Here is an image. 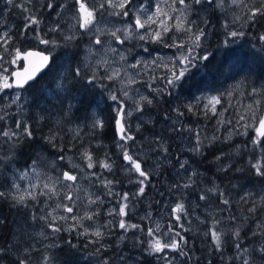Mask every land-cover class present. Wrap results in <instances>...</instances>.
Here are the masks:
<instances>
[{"label": "snow or ice", "instance_id": "1", "mask_svg": "<svg viewBox=\"0 0 264 264\" xmlns=\"http://www.w3.org/2000/svg\"><path fill=\"white\" fill-rule=\"evenodd\" d=\"M8 4H13V0H7ZM38 2V0H37ZM71 2V15H68L67 20L62 14H67ZM234 5L241 8L242 16H234L231 23L224 21L222 27L225 29L226 37H243L245 36V26H255L258 18H264V0H160L149 6L147 0H141L139 4H135L134 0H62L57 4L56 0H47L46 4L40 7L54 11L58 18L51 27L41 29L40 25L43 19L39 11L33 5V0H27L25 3L16 5L25 13V23L20 29L19 35L22 38H27L31 33V39L38 41L40 45L45 46V51H34L29 49L21 50L17 46L16 37L12 34L11 29L0 31V94L6 90L15 89V94L7 100L5 105L0 106V120H6L11 114L6 110L15 106L19 112L23 108L21 90L27 91L38 83L37 75L44 68H49L54 62L53 52L57 47H68L72 42L76 41L82 34L89 36V45L82 66H77L72 70L70 76L58 78L56 83L61 91L68 90L70 86H75L72 82L79 83L81 80H86L89 86L106 87L100 81L113 82L115 87L109 91V99L114 101L117 107L114 109L115 124L119 143L117 147L121 150L120 155L126 162L125 171L131 176L136 174V179H129V183H135L137 190L131 194V199L143 196L147 187L146 182L150 181V171L145 168V155L143 146L140 151L133 154L128 146V141H135L136 136L133 135L130 118L133 113H138L135 132L140 133L145 125H155L157 121L153 118L144 119L147 114L146 109L152 108L155 103H159L163 95H172V90L179 86V82L186 77V74L191 68L195 67L197 62L208 61L211 52L201 55L198 50L206 51L204 44L207 41L212 25L210 15H214L217 9H226L228 5ZM59 9V11H56ZM209 13L210 15H205ZM124 17L121 26H116L112 21H104V16ZM195 15V19H193ZM243 22L236 28L237 21ZM108 24H112L108 27ZM103 25V26H102ZM49 33H56L62 39L46 38ZM102 37H111V40L102 39ZM260 41H264V34L259 36ZM139 40L150 41L163 44L165 47L175 48L179 55L169 57L168 61L163 62L162 57H157L151 61L144 58L135 59L134 63H128V55L130 50L124 48L118 50L112 46V41L118 42L120 46H124L126 41ZM167 41H171L168 43ZM225 44L228 40L225 39ZM96 46H100L97 49ZM147 51V49H145ZM47 52V54H45ZM69 57L75 55L68 53ZM33 58H38V62H33ZM27 61V65L23 66L22 70H9L5 67L8 65H17L19 61ZM168 68L169 74L164 77H159L164 82V87H155L149 83L148 88L155 96L139 94L135 98L138 90L132 88V85L139 83L137 79L142 71L148 68ZM133 70L135 75L129 71ZM101 71L103 75H101ZM150 80L158 79L155 76H150ZM119 93V94H117ZM132 93V95H130ZM251 95L253 97L259 95L264 97V87L260 89L252 88ZM228 97L232 96L231 92L227 93ZM224 93L211 96H201L196 98V102L184 105V108L189 113H196L203 109V115L208 116L211 113L219 117L217 119L216 132L209 137L207 134H202V130L192 128L184 124L183 117L185 111L179 107H173L172 112L175 113L176 119L172 120L167 112L164 113L163 119L170 122L171 127L167 132L183 137L184 133H188L191 146L185 149L186 152L193 153L198 156H204L206 150L212 149L218 142L231 141L233 136H248L249 130L254 135L250 138L252 148L258 152V155L253 162L249 158V164L257 177L264 179V108L258 107L261 105V100H254L248 105L234 106L229 103L228 107H239L240 114L235 122L232 119L224 118V113L228 111V107H223ZM131 101V103H126ZM217 105H221L222 110H217ZM74 105L67 103L64 105L63 117L69 116ZM62 117V118H63ZM44 119L43 116L40 117ZM59 123V121H57ZM14 127L0 128V146L8 145L9 153L4 155L0 153V170L3 169L5 163L12 161L16 150L19 149L25 139H34V129L27 121L15 120ZM229 126L228 134L221 137L218 135L220 128ZM104 121L100 118H94L91 124V129H103ZM73 139H79L80 128L76 126ZM146 131H152L151 128ZM170 137H165L159 133L151 137H144L149 141V149L155 153L157 160L155 163L156 169H162L164 165H171L169 158V147L167 140ZM51 145H57V135L50 133L45 138ZM249 149V144L236 145L237 153ZM83 161H86L84 167L93 169L99 166L109 173L113 172L114 161L106 153L103 160L94 158L93 152L89 147H85L80 153ZM229 153L220 151L218 155H214V161L219 163L229 157ZM60 160L68 159L71 165L70 157L60 156ZM44 157L37 154V158L31 161L28 169L24 170L20 176L22 179L33 177V181L27 186L21 187L20 183L14 179L7 190H0V199L10 200L15 206H21L30 209L31 224L21 225L20 235L23 240L17 239L13 244L5 243L0 246V264H5V257L15 255L14 264H33L31 253L34 251L32 243L33 238L38 236L42 241L48 240L49 236H54L56 233L63 231L72 232L75 230L76 236L92 237L89 241L96 247V253L106 251L111 245L102 243L110 228L118 227L123 230V234L119 237V242H123L130 230H141L139 224H130L125 217L129 212H134V206L130 208V194L127 192L117 194L120 197V202L117 208L109 210V216L120 217L117 224H113L109 220L106 224L100 225L96 223L98 212L89 210L91 205H96L98 202L103 203V199L99 195H95L82 189L78 183V175L73 174V171L81 172L79 165H73L71 170L60 172L56 176H49L46 173L41 175L38 169L43 162ZM178 164L177 175L180 176L181 171L187 173L186 179L181 176L183 182L173 183L168 186L169 191L175 190L180 192L181 189H190L197 186V180L202 176L198 170L192 168L188 159H181L179 155L176 157ZM231 163H224L220 166L219 171L227 172L232 169ZM241 171V169H237ZM92 176H96L100 183L109 189L108 194L112 195L111 188L114 181L106 180L93 172ZM2 187V186H0ZM83 191L87 197V208L83 207V203L77 205L80 200L79 192ZM63 193V194H62ZM164 195L163 192L159 193ZM213 194H219L222 197L221 203L223 209L217 211H228L231 208L230 199L225 196L223 189L215 182L211 187H205L199 193L198 198L201 201L208 202ZM41 197L45 199L41 201ZM53 197L58 198L53 200ZM52 204H49V201ZM185 195L180 192V195L174 205L170 206L168 213L170 219L167 227L157 220L152 219L151 212L146 213L142 219L151 220L153 226L147 228V236L149 239L145 242L139 237L135 238L136 244H146L144 251L149 255H155L158 260L163 261V264H176V256L169 255V251L178 254L181 257L190 256L191 247L189 241L183 235L186 229L181 221L189 216L188 207L185 204ZM240 201L249 205L246 214L238 218L235 214L228 216H218L209 213L206 220H201V223L207 225V230L203 233L204 236L210 237L211 247L222 253L226 244L230 241L235 248V254L228 257V260L235 264H264V241H261L259 246L253 245L251 248L241 245L240 239L242 235L243 222L252 219L257 224V231L252 232V236L264 237V223L257 222V212H264V193L253 195L245 193L240 197ZM43 204L44 207L39 209L35 205ZM54 205V206H53ZM47 209V210H46ZM83 209V211H81ZM61 211L64 213L61 215ZM179 226V230L174 226ZM199 220V217L197 218ZM43 222L42 229L37 233H32L28 229L32 224ZM72 221L71 224L68 222ZM85 222H91L86 224ZM4 223L0 219V225ZM230 224L231 227H226ZM43 229H50L47 233ZM70 249L76 245L72 240L65 241ZM58 242L53 241L50 244H42L44 249L39 264H54V254L51 249L59 248ZM188 249V250H185ZM63 251V249H61ZM223 258V257H222ZM123 259V257H121ZM104 264H108L107 258H104ZM211 264V262H209Z\"/></svg>", "mask_w": 264, "mask_h": 264}, {"label": "rangeland", "instance_id": "2", "mask_svg": "<svg viewBox=\"0 0 264 264\" xmlns=\"http://www.w3.org/2000/svg\"><path fill=\"white\" fill-rule=\"evenodd\" d=\"M25 3L27 5V0H13V4L9 5L7 0H0V31L3 30H9L11 29L12 34L16 37V43L17 46L21 47V50L27 48H38L45 50L44 45H40L38 41L31 39V33L28 34L27 38H22L19 35L20 29L23 28V25L25 23L24 16L25 13L22 9L18 8L16 5L20 3ZM62 0H56V3H61ZM141 0H134L135 4H139ZM154 2H160V0H147V3L149 6L153 5ZM227 2V0H226ZM47 0H33V5L36 7V9L39 11V14L41 15L43 19V23L40 25L41 29H46V27H51L56 20L58 19L55 15L54 11L48 10L46 8L40 7L43 4H46ZM71 2L69 5V10L67 14H62L65 16V20H67L68 15H71ZM56 11H59V9H56ZM219 13L221 17L220 27H222L224 21H231L233 20L234 16H242L243 13L241 11V8L236 7L234 5H228L226 9H217L215 13ZM205 15H210L209 13H205ZM195 19V15L192 17ZM211 18V17H210ZM212 19V29L210 32V35L207 39V41L204 44V49L206 51L198 50L199 54L204 55L209 52L207 50V42H210L215 28L217 27L214 18ZM127 18L124 17H114V16H108L107 14L104 16V21H112L116 26H121L123 21H126ZM243 21H237L236 28H232L231 30H238L239 25ZM103 26V25H102ZM112 24H108V27H111ZM247 26H245L246 28ZM223 28V27H222ZM245 30V29H244ZM81 31V35L79 38H84L79 44H77V40L72 42L68 47H57L53 52L54 62L51 64V68L53 71L58 72V76L54 79L53 87L44 86L41 88V91L44 93V98L41 99V102L39 103L38 108L32 109V112L35 113V116L40 119L41 116L44 117L45 120H47V133L50 134H56L57 139V145L53 146L49 144L47 141L41 143V145H38L35 150V155L33 156V159L37 158V154H40L44 157L43 162L41 163L40 168L38 171H40L41 175L47 174L49 176H56L60 172L64 170H71L73 165H79L82 169L81 172L73 171V174L78 175V183L82 189H87L88 192L93 193L95 195H99L103 199V203H97L96 205H91L89 210H96L98 212V216L96 217V223L100 225L106 224L109 220L112 221L113 224H117L120 217L116 216H109L108 212L112 208H117L120 202V197L117 194L127 192L130 194V208L134 206L135 211L129 212L128 216L125 217L128 223L132 224H139L142 227L141 230H130L127 233V236L123 242H119V237L123 234V230L119 229L118 227L110 228L108 230V234H106L104 240L102 243L105 245H111L110 248H107L106 251L102 250L101 253H96V247L98 245H94L90 243L89 241L92 239V237H85V236H76L75 230L72 232L63 231L64 234H66V237L68 239H72L73 237H77L80 239L82 247L81 251L85 256L92 257L95 264H104V258H107L108 264H158L156 261L162 262L161 260H158L155 255H149L147 252H145L143 249L146 246V244H136L135 238L139 237L141 240H144L145 242L149 239L147 236V228L150 226H153L151 220H145L142 219L146 215V213L151 212L152 219L157 220L165 225V228L167 227L169 223V211L170 206L174 205V203L177 201L180 192H183L185 195V204L188 207L189 210V216L181 221V223H184L186 229H190L189 231H196L200 233L204 238H206L203 233L207 230V225L204 223H201V220H206L208 218L209 213L213 215L218 216H228L230 214H235L238 218H240L242 215L246 214L247 207L249 205L242 204V201H240V197L244 195L245 193H252L253 195L264 193V185L259 184L258 182H255L253 180H239L236 179L234 181H227V182H218L215 180V177L212 175H209L206 171V169L203 166V162H206L202 158V156L195 155L193 153L186 152L185 149L187 147L191 146V142L189 139H186L184 137H188V133H184L183 137L177 136L175 134L167 132V129L171 127L170 122L165 121L163 119L164 113L167 112L172 120L176 119L175 113L172 112L173 107H179L182 111H185V116L183 117V122L185 125L197 128L202 130V134H207L209 137H211L216 132L217 127V119L219 117L212 115L211 113L208 114V116L203 115V109L201 108L199 112L189 113L184 108V105L189 103H195L197 97L201 96H211V95H218L219 93H212L211 91L206 90H193V87H191V90H189L191 84H190V74L195 71V68H199L201 64L196 63L195 67L191 68L190 71L186 74V77L183 78L179 82V86L172 90V95H163L162 99L159 103H155L152 108L146 109V115L144 116V119H149L150 117L153 118L157 123L155 125H145L144 128L141 129L140 133L135 132L136 124L139 123L137 120V116L140 115L138 113H133V116L130 118L131 127L133 129V135L136 136V140L128 141V146L133 154H136L140 151V147L143 146L144 152L142 154L145 155V168L146 170L150 171L151 179L150 181L146 182L147 187L145 190V194L140 197H136L135 199H131V194L134 193L137 190V185L135 183H129V179L135 180L136 174H132L131 176L125 171V168L127 167L126 162L123 160L122 156L120 155V149L118 148L117 152L115 154L110 155L111 159L114 161V168L112 175H102L99 170H103L97 166L93 169H87L84 167L86 164V161H83L81 158L80 153L84 150L85 147L89 146L90 142V133H88L89 129H91V124L94 118H100L103 119L102 111H100L99 108L103 107L105 103L109 102L111 105L112 111L115 113L114 109L117 107L116 103L109 99V91L110 89L114 88L115 85L113 82L108 81H100V83L105 84L106 87H99V86H90L92 88H95L98 92L97 100H100V103L97 102L94 106H92L91 110L89 111L90 115L87 116V119L83 121H77L69 116L63 117V109L64 105L67 103H72L70 97H61L60 94H62L64 91H61L57 87V79L62 78L63 75L68 72L71 69V60L72 58L76 59L77 66H82L84 62V58L86 55L87 47L89 45V36L88 34H84L83 30ZM56 38L57 40H61L62 38L56 34V33H49L48 37L46 38ZM102 39L111 40V37H102ZM225 39L228 40V43L226 45L235 44L236 40L232 37H226V35L223 37V42ZM168 43H171V41H167ZM112 46L117 47L118 50H123L124 48H127L130 50V54L128 55V63H134L135 59L138 58H144L145 60L151 61L154 58L162 57L163 62H167L169 57H173L175 55H179V52L175 48H169L165 47L163 44L154 43L150 41H139V40H131L126 41L124 46H120L118 42L112 41ZM97 49H99L100 46H96ZM147 49V51H145ZM68 53H74L75 55L69 57L67 55ZM23 60L19 61L17 65H8L5 64V67H8L9 70H15L17 68L22 67ZM76 66V67H77ZM130 72H132L133 75L135 73L133 70L129 69ZM169 74L168 68L158 67V68H148L146 71H142L141 75L137 77V79L140 81L139 83L132 85V88L135 90H138V93L136 94L135 98H138L139 94L143 95H150L155 96V93H152L151 90L148 88V84L150 83L153 88L155 87H164V82L159 79V77H164L165 75ZM101 75H103V72L101 71ZM150 76H155L158 79L156 80H150ZM40 87V85H39ZM264 87V83L259 84H250L243 82L240 79H234L232 82H228L225 88L221 90V93L225 94L224 97V104L223 107H228L229 103L237 106V105H248L254 102V100H261V105L258 107L264 108V97H261L259 95L253 97L251 95V89L256 88L260 89ZM15 89L12 90H6L5 93L0 94V106L5 105L7 100H9L14 94ZM34 91V88L29 89V92L32 93ZM28 91L21 90L22 94V104L23 106L26 105L29 102V93ZM231 92L232 96L228 97L227 93ZM175 93V94H174ZM119 94V93H117ZM132 95V93H130ZM65 101V102H64ZM65 103V104H64ZM126 103H131V101H126ZM74 105V103H72ZM29 108H22L20 111L22 112L21 115L24 116L25 111ZM11 115L6 120H0V128H7V127H14L12 117L15 114H18L16 111L15 106H12V108L6 109ZM217 110H222L221 105H217ZM19 111V112H20ZM3 113L0 112V115ZM240 114V108L239 107H228V111L224 113V118L226 119H232L233 122L237 119L238 115ZM63 117V118H62ZM38 119V120H39ZM17 120H21V116L19 115V118ZM59 121V123H57ZM76 126H79L80 128V136L79 139H73L74 131H69V129L75 130ZM151 128L152 131H146V129ZM229 126H224L220 128L218 135L221 137L226 136L228 134ZM159 133L165 137H170L167 140V144L169 147V158L171 159V165H164L162 169H156L155 163L157 160V156L154 152H152L149 149V141L144 139V137H151L152 135ZM254 133L249 130L248 136H253ZM49 135H46V137ZM45 137V138H46ZM238 137L246 138L247 136H233V139L231 141H223L218 142L217 144L222 145L225 143H231L233 140H235ZM44 138V139H45ZM46 140V139H45ZM68 146V149L65 150L64 146ZM98 144H94L95 147H97ZM235 148L231 150L232 155L236 154ZM0 153L7 155L9 153V146L3 145L0 146ZM94 158H98L100 160H103L104 157L99 158L98 154L96 152H93ZM177 155L180 156L181 159H188L192 165V168L198 170L202 174L201 177L197 180V186L190 189H181L180 192H176L175 190L169 191L168 186H170L173 183H179L183 182L181 180V176H183L185 179L187 177V173L181 171L180 176L177 175L178 170V164L176 162ZM60 156H65L66 158L70 157L72 160V164L70 165L68 163V159L60 160ZM31 160V161H32ZM31 161L28 162L26 165H18L14 162V157L11 162L5 163L2 170H0V190H7L10 185L12 184L13 180L15 179L16 182L20 183L21 187L27 186L30 182L33 181V177H29L28 179H22L20 174L28 169L31 165ZM201 161V163H200ZM203 161V162H202ZM228 161V160H227ZM225 160H222L221 162L215 164V170H219L220 166L224 163H230ZM116 169L120 171V173L123 175V179H115L112 178L114 174L117 173ZM108 172L107 170H104ZM7 172V173H6ZM97 173L99 176L106 180L114 181V184L111 188L112 195H109V189L104 187L100 180L96 176H92L91 173ZM126 175V176H125ZM209 179V180H207ZM215 182L217 185L220 186L221 189H223L225 196H227L231 201V208L228 211H217L218 209H223L224 206L221 203L222 197L219 196V194H213L208 202L201 201L198 198V195L200 192L203 191L205 187H211L212 183ZM163 192L164 195H160L159 193ZM63 194V193H62ZM80 200L77 201V205H80L83 203V207L87 208L86 200L87 197L83 191L79 192ZM45 198L41 197V201H43ZM58 198L53 197V200H57ZM1 200V199H0ZM5 200V199H2ZM7 200V199H6ZM8 202H11L10 200H7ZM12 203V202H11ZM49 204H52V201L50 200L48 202ZM247 205V207L245 206ZM54 206V205H53ZM38 212L39 209L43 208L44 205H35ZM235 207V208H234ZM47 210V209H46ZM83 211V209L81 210ZM63 215L64 213L61 211L60 213ZM257 214H259L257 212ZM257 222L264 223V216H257ZM199 217V220L197 219ZM69 224L72 223V221L68 222ZM86 224H90L91 222H85ZM174 226L179 230V226L175 224L174 218H173ZM10 224H11V231L9 235V241L8 244H13L14 241L17 239L23 240V237L20 235L22 229L21 225L25 224H31L30 221V209L26 208L24 214L19 215H11L10 218ZM43 222H37L35 224H32L31 227L28 229L32 233H37L42 229ZM226 227H231L230 224L226 225ZM249 228L248 235L243 236L241 235V245L247 246L251 248L253 245L259 246L261 241H264V237L252 236V232L257 231V224L256 222H253L252 219H249L247 221L243 222L242 231L244 228ZM47 233H50V229H43ZM188 231L184 232L183 235L186 237V233ZM59 234L56 233L54 236H49L48 240L42 241L40 237L35 236L33 238V245H34V251L40 252L41 256L44 251L42 248V244H50L53 243V241H56L59 243ZM187 238V237H186ZM210 239V237H208ZM232 245V242L230 241L228 244L225 245ZM235 249V248H234ZM188 250V249H185ZM236 251V250H235ZM235 254V252H234ZM233 254V255H234ZM169 255H175L176 256V264H194L196 258L193 256V253L190 252V256L192 259H188L187 257H181L176 253H173L169 251ZM231 254L227 255L226 261L224 263L219 264H233V262L228 260V257L233 256ZM14 256L15 255H10ZM123 257V259H121ZM147 259V261L145 260ZM5 264H9L8 261L5 258ZM235 264H239V261H236Z\"/></svg>", "mask_w": 264, "mask_h": 264}, {"label": "trees", "instance_id": "3", "mask_svg": "<svg viewBox=\"0 0 264 264\" xmlns=\"http://www.w3.org/2000/svg\"><path fill=\"white\" fill-rule=\"evenodd\" d=\"M259 3V0H256ZM214 18L217 25L215 28L213 37L210 42H207V50L211 52V56L208 61L197 62L201 64L199 68H195L190 74V88L193 90H206L212 93H221V90L226 87L228 82H232L235 78L240 79L248 85L254 83H264V41H260L259 36L264 34V18H258L255 26H247L245 28V36L235 38L236 43L226 45L223 42V37L225 36V29L220 27L221 15L217 12L214 15H210ZM84 38H79L77 44H79ZM71 69L66 72L63 77L70 76L72 70L77 66L76 59L71 60ZM52 66L45 69V71L38 77V83L34 85V91L32 93L27 90L29 95V102L23 106V108H29L25 111V115H21V111L12 117V121L17 120L19 115L22 121H27L32 125L34 129V139H25L22 146L16 150L14 156V162L18 165H26L33 159L35 155V150L38 145L47 141L44 138L47 133V120L39 119L32 112V109L38 108L41 99H43L44 93L41 88L44 86L53 87L54 79L58 76V72L53 71ZM79 83L73 81L75 86H70L68 90H65L61 97H70L74 107L69 114V117L77 120L83 121L87 119L90 114L92 106L100 100H97L98 92L95 88L90 87L86 80H81L77 78ZM40 85V87H39ZM26 92V91H25ZM65 102V101H64ZM65 104V103H64ZM104 104L103 107L99 108L103 114L104 127L103 129L93 130L89 129L90 142L89 149L92 152H96L98 157H105L107 153L109 156L115 154L118 150L117 144L120 142L117 135L115 116L111 109L109 102L100 103ZM39 119V120H38ZM250 136L246 138L238 137L231 143H223L222 145L216 144L212 149L206 150L205 155L202 156L206 162H203V166L209 175L215 177L218 182H227L239 180H253L259 184L264 185V179L257 177L254 171L251 169L249 164V158L251 157L253 162L258 155L250 143ZM244 143L249 144V149L241 151L239 153L233 154L231 150L235 148L236 145H243ZM44 144V143H43ZM94 144H98L97 147ZM65 150L68 146H64ZM220 151L229 153L228 159L225 161L230 162L233 167L227 172L215 170L214 155H218ZM201 163V161H200ZM241 169V171H237ZM102 175H112V173L106 172L104 170H99ZM117 173L113 175L112 178L123 179V175L118 169ZM7 173V172H6ZM209 180V179H207ZM242 204H244L242 202ZM247 207V205H245ZM235 208V207H234ZM24 207L15 206L13 203L5 200H0V219H3L4 223L0 225V246H3L9 241V235L11 231L10 218L11 215H19L25 213ZM257 216H264V212H259ZM249 228H244L242 231L243 236L248 235ZM186 237L189 241V246L191 247V252L196 258L194 264H219L226 261L227 255H233L235 249L232 245H227L224 247L223 252H217L211 247V240L206 237L204 238L200 233L196 231H188ZM67 240H72L76 245L75 248L69 247L65 243ZM59 248L51 249L54 254V264H95L92 257L85 256L81 251V241L77 237L68 239L66 234L60 232L59 234ZM63 249V251H61ZM33 264H39L41 259V254L38 251H33L31 253ZM223 257V258H222ZM9 264H14L15 257L7 256L5 257ZM147 261V259H145ZM158 264L162 262L156 261ZM142 264V262H141Z\"/></svg>", "mask_w": 264, "mask_h": 264}, {"label": "water", "instance_id": "4", "mask_svg": "<svg viewBox=\"0 0 264 264\" xmlns=\"http://www.w3.org/2000/svg\"><path fill=\"white\" fill-rule=\"evenodd\" d=\"M27 49H29V50H34V51H45V50H42V49H38V48H27ZM45 54H47V52L45 53ZM33 62L35 63V62H38V58H33ZM27 61H23V65H22V67H20L19 69H21L22 70V68H23V66H25V65H27ZM18 69V68H17ZM17 69H15V70H17ZM45 69H47V68H44V69H42L41 70V72L40 73H38V75H37V78L45 71ZM65 171V170H64Z\"/></svg>", "mask_w": 264, "mask_h": 264}, {"label": "bare ground", "instance_id": "5", "mask_svg": "<svg viewBox=\"0 0 264 264\" xmlns=\"http://www.w3.org/2000/svg\"><path fill=\"white\" fill-rule=\"evenodd\" d=\"M175 94V93H174ZM98 146V145H97ZM126 176V175H125Z\"/></svg>", "mask_w": 264, "mask_h": 264}]
</instances>
